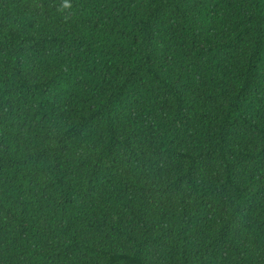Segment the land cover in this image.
I'll list each match as a JSON object with an SVG mask.
<instances>
[{"label":"trees","instance_id":"16d2710c","mask_svg":"<svg viewBox=\"0 0 264 264\" xmlns=\"http://www.w3.org/2000/svg\"><path fill=\"white\" fill-rule=\"evenodd\" d=\"M0 0V264H264V0Z\"/></svg>","mask_w":264,"mask_h":264},{"label":"clouds","instance_id":"9594fccd","mask_svg":"<svg viewBox=\"0 0 264 264\" xmlns=\"http://www.w3.org/2000/svg\"><path fill=\"white\" fill-rule=\"evenodd\" d=\"M68 4H67V0H65V2L62 4V7H67Z\"/></svg>","mask_w":264,"mask_h":264}]
</instances>
